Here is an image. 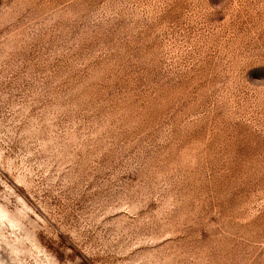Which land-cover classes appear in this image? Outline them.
Masks as SVG:
<instances>
[{
	"label": "rangeland",
	"instance_id": "rangeland-1",
	"mask_svg": "<svg viewBox=\"0 0 264 264\" xmlns=\"http://www.w3.org/2000/svg\"><path fill=\"white\" fill-rule=\"evenodd\" d=\"M0 264H264V0H0Z\"/></svg>",
	"mask_w": 264,
	"mask_h": 264
}]
</instances>
